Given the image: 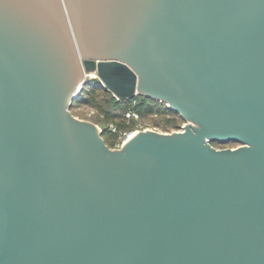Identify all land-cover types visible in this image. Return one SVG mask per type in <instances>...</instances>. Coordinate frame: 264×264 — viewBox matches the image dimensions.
Returning a JSON list of instances; mask_svg holds the SVG:
<instances>
[{
	"label": "water",
	"instance_id": "1",
	"mask_svg": "<svg viewBox=\"0 0 264 264\" xmlns=\"http://www.w3.org/2000/svg\"><path fill=\"white\" fill-rule=\"evenodd\" d=\"M90 71L185 125L109 148ZM0 264H264V0H0Z\"/></svg>",
	"mask_w": 264,
	"mask_h": 264
},
{
	"label": "rangeland",
	"instance_id": "2",
	"mask_svg": "<svg viewBox=\"0 0 264 264\" xmlns=\"http://www.w3.org/2000/svg\"><path fill=\"white\" fill-rule=\"evenodd\" d=\"M83 89L85 90L82 92ZM80 93L81 97L78 98L77 96L73 100L70 112L73 116L98 126L102 131V139L111 149L119 148L127 135L134 134L139 130L152 129L159 132H172L181 130L185 125L184 120L178 113H175V115L169 112L145 113L141 110L147 104L146 100L143 99L127 100V107L134 106L140 110L137 118L127 117L121 109L119 99L101 85L95 71L88 72ZM141 101L146 103L140 105ZM211 144L215 148H235L239 146V142L236 141L213 142Z\"/></svg>",
	"mask_w": 264,
	"mask_h": 264
},
{
	"label": "trees",
	"instance_id": "3",
	"mask_svg": "<svg viewBox=\"0 0 264 264\" xmlns=\"http://www.w3.org/2000/svg\"><path fill=\"white\" fill-rule=\"evenodd\" d=\"M104 87V86H103ZM105 88V87H104ZM106 89V88H105ZM85 89L82 90V92L84 91ZM107 90V89H106ZM109 91V90H108ZM81 97V93L78 95V98ZM132 100H135V99H143V100H146L147 104H145L143 107H142V111H144L145 113H165V112H169V113H172L175 115L176 112H174L172 109H170L169 107H167L165 105L164 102H159L158 100H155V99H152V98H149V97H145V96H142V95H135L134 97L130 98ZM128 99H125V100H120L119 99V104H121V109L123 110V112H127L129 109H132L134 110L135 112H137L138 114H140V110L138 107H127V102ZM116 102V101H114ZM144 101H141L140 105L143 103H146ZM117 103V102H116Z\"/></svg>",
	"mask_w": 264,
	"mask_h": 264
},
{
	"label": "built area",
	"instance_id": "4",
	"mask_svg": "<svg viewBox=\"0 0 264 264\" xmlns=\"http://www.w3.org/2000/svg\"><path fill=\"white\" fill-rule=\"evenodd\" d=\"M114 96H115V95H114ZM115 97L118 99L117 96H115ZM126 116H127V117H135V118H137V117H138V113L135 112V111L132 110V109H129V110L126 112ZM129 136H130V134L127 135V137H126L125 140H127V139L129 138ZM125 140H124V141H125ZM124 141H123V142H124Z\"/></svg>",
	"mask_w": 264,
	"mask_h": 264
},
{
	"label": "bare ground",
	"instance_id": "5",
	"mask_svg": "<svg viewBox=\"0 0 264 264\" xmlns=\"http://www.w3.org/2000/svg\"><path fill=\"white\" fill-rule=\"evenodd\" d=\"M87 74H88V72H87ZM101 85H102V84H101ZM132 134H133V133H132ZM132 134L129 136V138L132 137L135 133H134L133 135H132ZM129 138H128V139H129Z\"/></svg>",
	"mask_w": 264,
	"mask_h": 264
}]
</instances>
